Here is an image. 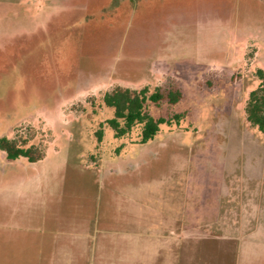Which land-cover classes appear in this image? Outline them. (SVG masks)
Wrapping results in <instances>:
<instances>
[{
	"label": "rangeland",
	"instance_id": "obj_1",
	"mask_svg": "<svg viewBox=\"0 0 264 264\" xmlns=\"http://www.w3.org/2000/svg\"><path fill=\"white\" fill-rule=\"evenodd\" d=\"M258 69L264 0H0V139L45 149L0 150V264H40L56 219L86 224L87 264H264ZM117 84L182 92L149 104L155 140L115 137Z\"/></svg>",
	"mask_w": 264,
	"mask_h": 264
},
{
	"label": "trees",
	"instance_id": "obj_2",
	"mask_svg": "<svg viewBox=\"0 0 264 264\" xmlns=\"http://www.w3.org/2000/svg\"><path fill=\"white\" fill-rule=\"evenodd\" d=\"M255 75L259 85L247 98L245 114L250 126L264 133V70L258 69ZM161 90L158 87L151 93L147 87L136 90L116 85L105 93L104 104L115 110V117L108 123L114 130L116 138H126L135 134V143L144 145L156 139L161 132L162 124H171V121L164 118L156 119L151 116L148 106L150 103L160 106L165 100L169 105H174L182 99L183 95L179 88H173L167 95ZM30 141L2 138L0 150L9 160L25 158L30 163H35L44 158L45 149L34 143L29 145Z\"/></svg>",
	"mask_w": 264,
	"mask_h": 264
},
{
	"label": "crops",
	"instance_id": "obj_3",
	"mask_svg": "<svg viewBox=\"0 0 264 264\" xmlns=\"http://www.w3.org/2000/svg\"><path fill=\"white\" fill-rule=\"evenodd\" d=\"M247 124L250 125L248 121ZM52 225H54L52 232L43 235L42 239L36 234L32 239L35 252L37 249L43 248L47 253L39 255L40 264H87V262L99 260L98 254L92 258L87 253V244L92 241L87 235L85 223L71 224L56 219L55 224ZM36 260H38L37 254Z\"/></svg>",
	"mask_w": 264,
	"mask_h": 264
}]
</instances>
